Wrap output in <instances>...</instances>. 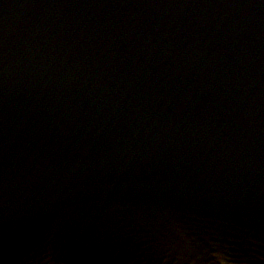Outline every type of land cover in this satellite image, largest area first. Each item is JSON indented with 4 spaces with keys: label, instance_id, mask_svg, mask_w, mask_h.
<instances>
[{
    "label": "water",
    "instance_id": "water-1",
    "mask_svg": "<svg viewBox=\"0 0 264 264\" xmlns=\"http://www.w3.org/2000/svg\"><path fill=\"white\" fill-rule=\"evenodd\" d=\"M0 264H264V0H0Z\"/></svg>",
    "mask_w": 264,
    "mask_h": 264
}]
</instances>
